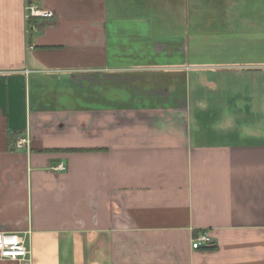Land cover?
<instances>
[{
    "label": "crops",
    "instance_id": "crops-1",
    "mask_svg": "<svg viewBox=\"0 0 264 264\" xmlns=\"http://www.w3.org/2000/svg\"><path fill=\"white\" fill-rule=\"evenodd\" d=\"M244 111L264 0H0V233L23 264H264V126H203Z\"/></svg>",
    "mask_w": 264,
    "mask_h": 264
},
{
    "label": "built area",
    "instance_id": "built-area-1",
    "mask_svg": "<svg viewBox=\"0 0 264 264\" xmlns=\"http://www.w3.org/2000/svg\"><path fill=\"white\" fill-rule=\"evenodd\" d=\"M31 16H41L44 18H53L54 13L48 10H40L38 7H32ZM29 141L25 138L17 143V148H25ZM63 163L53 167L57 172L66 171ZM214 244L212 236L208 232L199 233L192 240L193 250H202L211 247ZM30 249L26 245L24 237L19 233H0V264H23L29 261Z\"/></svg>",
    "mask_w": 264,
    "mask_h": 264
},
{
    "label": "rangeland",
    "instance_id": "rangeland-1",
    "mask_svg": "<svg viewBox=\"0 0 264 264\" xmlns=\"http://www.w3.org/2000/svg\"><path fill=\"white\" fill-rule=\"evenodd\" d=\"M242 115V117L230 118L227 121L225 119V123L221 124L217 123V120L215 119H204L203 126L212 131L213 134L220 135L232 130V132L241 134L242 137H246L244 135H246L254 126H257V128L264 126V119L250 118L248 117V111H244Z\"/></svg>",
    "mask_w": 264,
    "mask_h": 264
}]
</instances>
